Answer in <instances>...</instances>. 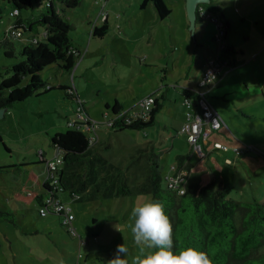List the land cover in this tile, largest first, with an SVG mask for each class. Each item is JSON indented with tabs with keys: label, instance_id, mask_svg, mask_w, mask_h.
<instances>
[{
	"label": "rangeland",
	"instance_id": "obj_1",
	"mask_svg": "<svg viewBox=\"0 0 264 264\" xmlns=\"http://www.w3.org/2000/svg\"><path fill=\"white\" fill-rule=\"evenodd\" d=\"M164 1L171 9L165 18L155 17L156 12L150 2L147 7L141 8L142 0H83L74 8H65L62 17L71 25V43L80 51L76 66L70 72H60L55 71L58 66L53 64L44 68L40 76L49 84L61 81L73 89L75 84L78 86L80 100L88 108L89 117L100 122L94 133L98 140L110 145L107 151H97L120 166V173L126 178L132 194L85 202L72 201L66 194L62 195L74 214L73 226L80 235L75 238L60 226V219L56 215L40 216L37 202L27 206L16 203V195L35 188L29 177L30 172H34L39 179L44 177V166L36 163V153L43 151L48 160L53 156L55 151L50 144V136L66 128V119L71 117L75 101L65 97L61 91L51 90L16 103L0 117V210L15 213L14 223L0 224V264H70L74 261L80 264H107L113 258L116 246L123 243L129 249V261L138 254L139 248L133 241L130 229L133 224L131 211L137 204L148 200V194L140 188L147 176L143 167L146 160L128 141L136 134L134 130L114 132L107 128L102 114L109 110L103 104L108 101L111 106L116 99L126 109L131 107L139 96L154 91L162 67L167 64L179 67L183 63V57L179 61L180 53L194 43L186 29L188 18L179 2ZM13 8L7 0H0V41L5 38L6 27L15 18L9 15ZM36 8L41 9L42 6L38 3ZM21 14L27 15V10L21 11ZM107 15V34L103 38L92 35L94 24L100 26ZM205 23L203 35L206 46L201 51L210 60L212 52H217V45L213 41L215 27L210 20H205ZM21 31L22 39L8 38L13 45V56H5L6 48L0 45V76H8L12 64L20 60L19 52L22 45L28 43L25 41L28 36L40 38L28 30ZM230 33L236 37V41L241 40L237 35L240 30L235 26L230 28ZM201 48L200 45L198 49ZM158 53L169 55L155 57ZM168 94L172 97L176 95L173 91ZM162 119L168 124L166 114ZM175 128L172 130L174 134ZM137 133L141 140L143 132ZM178 136L182 139L184 135L180 133ZM178 143L184 145L185 141L179 140ZM175 151L171 150L163 159L165 171L162 175L170 171ZM217 151L210 152L214 156L212 165L204 159L192 168L191 176L185 179L186 190L193 181L199 186L210 181L217 182L220 172L230 183L229 197L242 201L239 200L240 192L248 190L250 197L246 199L247 202L263 201L264 149L259 155L252 153L250 157L246 156L248 163L236 165L244 178L242 190L237 186L232 165L225 163ZM134 169L136 172L128 173ZM227 175L229 179H226ZM195 178L197 180H193ZM242 198H246L245 195ZM239 222L240 214L237 212L235 224L238 226Z\"/></svg>",
	"mask_w": 264,
	"mask_h": 264
},
{
	"label": "trees",
	"instance_id": "obj_2",
	"mask_svg": "<svg viewBox=\"0 0 264 264\" xmlns=\"http://www.w3.org/2000/svg\"><path fill=\"white\" fill-rule=\"evenodd\" d=\"M7 1L14 6L13 9L18 10L12 24L40 38L32 42L31 38L35 36H28L25 39L28 43L22 45L19 52L20 60L12 64L8 76H0V108L8 109L32 95L39 96L51 90H58L71 101H75L71 117L66 119V124L74 118L78 105L82 106L87 114L84 103L77 97L75 89L49 84L40 76L47 66L57 64L59 68L70 72L77 63L80 53L72 47L69 37L71 25L62 17V13L65 8L78 6L82 0H52L48 5L43 0ZM149 2L152 3L160 18H165L171 13L164 0H142L140 7H144ZM38 3L42 6L41 9L36 8ZM200 6L218 16L224 24L226 38L229 25L222 20L219 8L212 1L199 4L197 10ZM23 10H27V15L22 16ZM196 15V22H198L201 18L197 11ZM107 27L105 17L100 26L92 27L91 33L102 37ZM0 45L6 48L5 56H13L12 42L4 38L0 41ZM231 50L226 44L224 56L226 57ZM196 91L197 86L184 89L182 92L184 98L191 100L192 107L196 106ZM162 98L164 97L161 96L159 100L155 98L149 119L146 121L131 119V115L123 113V106L114 102L109 107L110 112L102 114L105 118L104 124L114 132L150 127L155 124L156 116L162 108ZM108 120H112V126L106 124ZM97 123L100 124V122ZM50 144L55 152L49 160L58 159L59 167L55 172L47 169L49 160L46 159L43 151H40L41 155L37 152L36 163L44 166V177L36 190L16 195L14 198L16 203L27 206L37 202L39 209L44 198L53 195L62 204L70 207L62 200V195L66 194L72 201L85 202L132 194L126 178L120 173V166L98 152L95 148L97 143L90 146L88 136L80 128L76 126L69 128L66 125L63 131H57L50 136ZM188 156L189 153L177 155L175 168H185L184 164ZM148 162L149 170L140 188L141 191L150 195V199H159L164 202L165 212L173 225L174 253L191 246L206 251L214 264H264V201L234 200L229 197L230 187L214 181L202 186L190 187L184 194L178 195L164 186L165 176L160 171L158 156L150 153ZM36 176L34 172H30L32 184ZM237 212L240 214L238 226L235 224ZM47 214L59 217L60 226L64 228L60 213L49 211ZM14 221L15 213L0 210V224L14 223ZM65 231L70 235L66 229ZM74 263L75 261L72 264Z\"/></svg>",
	"mask_w": 264,
	"mask_h": 264
},
{
	"label": "crops",
	"instance_id": "obj_3",
	"mask_svg": "<svg viewBox=\"0 0 264 264\" xmlns=\"http://www.w3.org/2000/svg\"><path fill=\"white\" fill-rule=\"evenodd\" d=\"M176 1L180 3L182 6L181 8L186 12L187 15L186 0ZM210 1H212V3L219 8L218 11L221 14L222 20L224 23L229 25L225 41L227 46H229L232 50L228 51L227 54L228 59L230 60V67L222 69L215 82L210 86L204 87L203 91L205 92V95L212 106L219 113L224 122V126L220 130L212 132L206 138L203 144L204 150L206 151L205 155L198 154L191 150L186 140V136L180 131L186 111V107L183 104L184 97L182 92L184 89L196 87L198 85L201 75L205 70V64L208 61L206 54L201 51L203 47L206 46V39L203 35L205 33L206 23L204 19H201L198 22H196L195 19V28L193 30L194 43H190L189 46H186V51L180 53L179 55V61L183 57V63L179 67H176L172 64L171 66L167 64L165 67H162L160 69V79L158 82L156 81L154 91L151 92L156 96V98H158V100L161 96L164 97L162 98V108L156 116L155 124L150 126L151 128L148 130L146 128L141 130L132 129L131 131L134 130L136 134H133L132 139L128 141L136 148V151L140 152L141 155L145 157L146 163L143 167L147 173L149 170L148 157L150 153L158 156L160 171L161 173H164L165 167L162 163L163 159L166 158L167 154L170 153L171 150H176L174 153L175 159L169 167L170 171L168 173L166 172L164 176L172 173L176 165L177 155L189 153V156L184 164L185 169L188 172L186 178L191 176L192 168H194L204 159H206L207 162L212 165L211 160L214 159V156H212L210 152L214 150L212 148L213 143H221L227 145L228 147L239 148L243 147L244 145H252L255 147L256 151L245 153L238 157H235L230 151H217L220 152L222 155L221 158L225 163L226 159L231 160L230 165L233 167L234 178H236V181L238 182L237 186L240 190H242L244 189V178L241 175L240 168L236 167V165L239 166L240 162L248 163L247 158L250 157V154L256 153L259 155L260 152L262 153L261 150L264 149V0H209V2ZM147 6L148 4H146L144 8ZM105 17L108 25V15ZM155 17H159L157 12ZM187 23L186 29L188 30L189 19ZM94 25L97 26V24ZM87 26L89 27V25ZM232 26H235L238 28V30H240V34H237L239 35V38H241L239 42L236 41V37L232 36L230 33V28ZM107 31L101 38L107 34ZM185 40H187V38ZM200 45L202 48L198 49ZM72 47L79 51V49L74 44H72ZM213 54L214 53L212 52V56ZM161 55L168 56L169 54L158 53V55H155V57L159 58ZM171 57L169 59L170 62ZM173 61L174 60H172V62ZM58 70L60 72L64 71L58 67H55V71ZM167 70H169V72ZM54 77L56 78V76ZM72 79L74 80V76ZM52 84L55 86H69L63 84L61 81L57 82L56 84L52 82ZM75 89V92L77 91L76 94L78 93L77 97L80 100L81 97L76 84ZM171 91L176 94L174 97L169 96L168 93ZM97 93V96H99L100 91ZM145 95H147V93ZM142 97L143 96H139L136 102L127 109L123 106V103L118 102L116 99L113 100V103L118 102L123 106V113L125 112L127 115H132L138 109V101ZM103 105L106 110H109L110 105L108 104V101H106ZM85 109L89 115L88 108L85 107ZM164 114H166L167 118L169 119L168 124L162 119ZM167 125H170V127ZM175 127H177V130L174 134L172 130L176 129ZM139 131L143 132L141 135V140L138 138L137 132ZM177 133L178 135L180 133L183 134V138L180 139ZM179 140L185 141L184 145L178 143ZM101 141V139L98 140L95 146L96 150L107 151L110 145L107 142L103 143ZM186 144L188 149H186ZM166 151H168V153H166ZM246 156L247 158H245ZM133 172H136V169L130 170L128 173ZM218 175L219 178L217 182L230 187L229 181L225 180L220 172H218ZM226 179H229L228 175ZM193 180L197 179L195 178ZM41 181L42 180L37 176L35 177L33 180V185L35 188L33 190H36L40 186ZM193 182L194 183L189 187L199 186L197 182ZM239 195V200L244 202H247L246 199L250 197L248 190L240 192ZM243 195H245L246 198H242ZM149 199L150 195L148 194V200ZM62 200L65 201L63 198Z\"/></svg>",
	"mask_w": 264,
	"mask_h": 264
},
{
	"label": "built area",
	"instance_id": "obj_4",
	"mask_svg": "<svg viewBox=\"0 0 264 264\" xmlns=\"http://www.w3.org/2000/svg\"><path fill=\"white\" fill-rule=\"evenodd\" d=\"M45 4L51 3L52 0H43ZM201 19L210 20L214 24L213 41L217 45V52L213 54L212 59L206 63L205 70L203 71L201 78L197 85V91L195 92L196 106L192 107L191 100L184 98L183 104L186 107L185 119L181 125L180 131L186 136L188 145L194 152L205 155L203 144L206 138L212 133L224 126V122L219 113L212 106L208 100L204 87L213 84L224 68L230 67V60L224 56L225 44V28L224 24L218 18V16L201 6L197 10ZM18 13L17 9H13L10 12V16L14 17ZM5 38H18L22 39L23 34L21 29L16 28L12 23L9 24L4 31ZM32 42H36V37L31 38ZM156 96L153 93L143 96L138 101V109L130 116L133 120L146 121L149 119L150 112L154 106ZM129 121V119L127 120ZM108 126H112V120L106 122ZM67 127H78L88 136V144L93 146L97 143V136L94 133L98 123L91 120L90 117L85 114L82 106L78 105L76 108L75 116L72 120L67 122ZM212 148L214 150L227 152L230 151L235 157H238L245 152L254 151L255 147L252 145H244L243 147H228L221 143H213ZM39 155L40 151L38 152ZM228 164L231 163L230 159H226ZM60 161L58 159H51L47 162V169L50 171H56L59 167ZM188 172L185 168H174L172 173L165 176L164 186L172 191H175L178 195H182L186 192L185 179ZM49 211L61 214V224L67 230L72 237L79 236L75 227L73 226V214L70 207L65 206L61 201L53 196L49 195L44 198L43 204L39 207L38 212L40 216H45ZM74 264H80L75 262Z\"/></svg>",
	"mask_w": 264,
	"mask_h": 264
},
{
	"label": "clouds",
	"instance_id": "obj_5",
	"mask_svg": "<svg viewBox=\"0 0 264 264\" xmlns=\"http://www.w3.org/2000/svg\"><path fill=\"white\" fill-rule=\"evenodd\" d=\"M131 234L139 252L129 261V249L116 246L107 264H214L206 251L186 247L174 253L173 225L165 212L162 200L149 199L133 207Z\"/></svg>",
	"mask_w": 264,
	"mask_h": 264
},
{
	"label": "water",
	"instance_id": "obj_6",
	"mask_svg": "<svg viewBox=\"0 0 264 264\" xmlns=\"http://www.w3.org/2000/svg\"><path fill=\"white\" fill-rule=\"evenodd\" d=\"M209 0H186V10L187 17L189 19V29L188 32L190 36L193 38L194 33L193 30L195 28V19H196V7L199 3H208ZM6 109L0 108V117L3 116V113Z\"/></svg>",
	"mask_w": 264,
	"mask_h": 264
}]
</instances>
